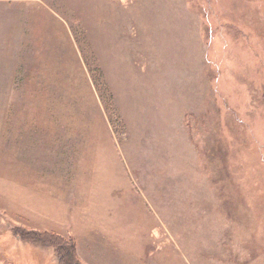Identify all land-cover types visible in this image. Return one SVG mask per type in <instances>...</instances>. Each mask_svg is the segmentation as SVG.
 Masks as SVG:
<instances>
[{
    "label": "rangeland",
    "instance_id": "1",
    "mask_svg": "<svg viewBox=\"0 0 264 264\" xmlns=\"http://www.w3.org/2000/svg\"><path fill=\"white\" fill-rule=\"evenodd\" d=\"M63 242L264 264V0H0V264Z\"/></svg>",
    "mask_w": 264,
    "mask_h": 264
},
{
    "label": "crops",
    "instance_id": "2",
    "mask_svg": "<svg viewBox=\"0 0 264 264\" xmlns=\"http://www.w3.org/2000/svg\"><path fill=\"white\" fill-rule=\"evenodd\" d=\"M67 180H68V177L65 178V183L66 182L68 183ZM53 188H52V191H53L52 193H55L57 191V188H56L55 191L53 190ZM59 190H60L59 191V193H60V195H59L60 197L59 198L56 197V195H57L56 193H55L56 194L55 196L54 195L51 196V197H55V198H50V200H51L50 213L54 214L56 212L57 214H61L62 216H65V215L69 214L68 208L72 207V204H70V202H68V199H69L68 192L70 190L68 189V186L66 184L63 187H60ZM54 205H56V206H54ZM35 214H39V213H35ZM66 222L67 221H64L61 224H64ZM79 223L81 224L82 222L80 221ZM61 224H59V225H61ZM46 228L43 231L56 230L57 227L49 226V227H46ZM86 228H87L86 237L89 239V240H87V245H89L90 247H94V248H98V247L101 248V245H99L100 236L97 235L98 233L93 234L92 231L89 232V228L88 227H86ZM86 247H88V246H86ZM90 258L91 259L88 260L90 264H100L99 259H101V255H99V257H97L96 259H94L92 257H90Z\"/></svg>",
    "mask_w": 264,
    "mask_h": 264
},
{
    "label": "trees",
    "instance_id": "3",
    "mask_svg": "<svg viewBox=\"0 0 264 264\" xmlns=\"http://www.w3.org/2000/svg\"><path fill=\"white\" fill-rule=\"evenodd\" d=\"M35 235H37L39 237L45 238L48 234H43V233L40 232V233H35ZM50 238H53V237H50ZM62 245H63V250H64V253H63L64 256H67V258L69 260H71V263L72 264H79L80 262H79L78 258L76 259V256L77 255H76V248H75V246L74 245H71V244H66L65 242H63ZM62 258H63V256L61 257V259Z\"/></svg>",
    "mask_w": 264,
    "mask_h": 264
}]
</instances>
